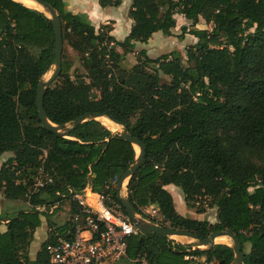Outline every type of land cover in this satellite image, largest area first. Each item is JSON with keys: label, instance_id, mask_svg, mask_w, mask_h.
Instances as JSON below:
<instances>
[{"label": "trees", "instance_id": "1", "mask_svg": "<svg viewBox=\"0 0 264 264\" xmlns=\"http://www.w3.org/2000/svg\"><path fill=\"white\" fill-rule=\"evenodd\" d=\"M43 1L57 12L63 37L61 72L43 97L47 119L70 126L81 114L96 112L125 124L145 146L126 185L134 211L155 205L163 226L198 238L227 231L241 244L242 264H264V0H132V24L122 40L110 34L109 24L96 28L85 13L69 11L65 0ZM122 1L97 3L106 8ZM176 14L191 22L180 26L179 37L197 39L186 48L185 62L177 50L151 58L141 49L136 62L125 66L137 42L147 43L156 32L172 35ZM199 19L211 28H197ZM65 44L81 55L85 72L70 74ZM54 47L48 15L0 0V155L13 153L0 167V190L9 201H28L40 167L52 179L31 196L28 209L7 214L0 208V222H6L0 264H52L46 245L70 222L50 230L29 257L34 232L50 208L67 200L70 214L78 211L69 190L86 185L119 202L113 180L137 155L133 144L94 119L68 137L41 126L36 86L52 70ZM168 184L181 189L187 207L200 200L198 213L209 200L216 222L179 214ZM126 244L118 264H202L196 259L201 256L215 264L235 262L224 243L193 248L139 230Z\"/></svg>", "mask_w": 264, "mask_h": 264}, {"label": "built area", "instance_id": "2", "mask_svg": "<svg viewBox=\"0 0 264 264\" xmlns=\"http://www.w3.org/2000/svg\"><path fill=\"white\" fill-rule=\"evenodd\" d=\"M51 177L40 167L29 186L26 197L51 183ZM114 179L113 183H117ZM70 200L79 209L71 213L70 223L64 234L54 231V241L46 245L52 264H112L127 255L126 238L139 230L133 225L120 202L111 200L103 193L95 192L89 185L79 191L69 190ZM195 204H199V201ZM40 209L41 206H37ZM137 216L162 225L163 216L155 205L141 208ZM187 259L188 257L185 256ZM202 264L213 261L196 258ZM142 264H151L141 260Z\"/></svg>", "mask_w": 264, "mask_h": 264}, {"label": "rangeland", "instance_id": "3", "mask_svg": "<svg viewBox=\"0 0 264 264\" xmlns=\"http://www.w3.org/2000/svg\"><path fill=\"white\" fill-rule=\"evenodd\" d=\"M84 2L86 4L92 5L94 2L97 3V0H84ZM130 2H131V0H124L119 8H115V9L111 8L110 9V10H112L111 12L117 11V13L114 15H115V17H117V23L120 25L122 30L124 27H127V25L125 23V20L127 17L126 10H128V8L130 6ZM41 10L43 11L42 7H41ZM175 18H176V27L174 29H172V35L171 36H166L162 32H156L153 34L152 39L150 40L149 44H147V45L146 44L145 45L140 44L139 45L140 47H145L149 57L154 58L158 55L168 53L172 50H177L180 52L182 59L185 62V59H186L185 50H186V48L189 45L195 43L197 39L193 35H190L188 33H186L182 38H180L179 37V35L181 34L180 26L186 25L189 27L191 22L184 19V17L183 16L181 17V15H179V14H176ZM108 22H111V21L105 20L104 24H107ZM196 27L201 28V29H203V28L210 29L211 24H206L203 19H199L198 23L196 24ZM118 37H122V35H118ZM117 50L121 51V48L118 47ZM137 52H138V47L136 49H134L132 53H129L126 55L125 66L128 67V66H130L136 62ZM63 54H64V59L66 60V62H69V64H71L70 71H69L70 74H74L75 72H78V73L85 72V70L83 69V67L81 65V59H80L81 55L79 53H77L76 51H74L71 48V46L65 44ZM50 73H51V71L46 73L43 76V80L47 79L48 76L50 75ZM101 118H107V117L102 116V117L98 118V121H100L105 127L110 129L113 133H117V132L119 133L122 130L121 125L116 124V123L115 124L117 126L107 125L106 123H104L101 120ZM135 148L137 149L136 146H135ZM3 157L4 156L0 157V159ZM126 185H127V180L124 183L123 187L121 188V191H120L121 196H127ZM172 188H173L172 189L173 197L175 198V206L177 208L176 210L180 214H182L184 216H190V217L196 218V219H207L211 223L216 222L217 209L215 206H212V207L209 206V200H203V202H201V204H203V206L205 208L204 212H202V213L197 212V208H196L198 206L197 204L195 205V207H192V208L188 207V211H185V210L181 209L179 206L181 196L183 194L181 189L175 185H172ZM176 194H179V196ZM199 203H200V200H199ZM68 206H69L68 201L65 200V201L61 202L60 204H58L57 208H54L53 210L48 211L47 216L45 218H43V221L45 222L44 228L46 230L45 236L43 237L44 239L46 238L47 234H49L50 230L51 231L55 230V228L62 226V225L66 224L67 222L70 221V215L71 214H70V211L68 209ZM0 208H2L4 211H6L7 214H11V213H15V212L20 211V210L28 209L29 203L25 199L16 200V201H9V200L4 198V199L0 200ZM41 228H42V225H40L36 229L35 234H38V232L40 231ZM37 236L38 235H36L35 237H37ZM176 236H179V235H173V236H170L169 238L175 242H180L182 244H188L190 242H193V239H191L189 237L183 236V237L178 238ZM220 237H225L228 241L227 242H216V243H224L227 245L232 244V240L230 237H227V236H220ZM36 240L37 239H35V241L33 242L32 246H31V249H30L32 254L34 251L33 248L37 244ZM118 263H119V260L116 261L115 263H112V264H118Z\"/></svg>", "mask_w": 264, "mask_h": 264}, {"label": "water", "instance_id": "4", "mask_svg": "<svg viewBox=\"0 0 264 264\" xmlns=\"http://www.w3.org/2000/svg\"><path fill=\"white\" fill-rule=\"evenodd\" d=\"M17 1V0H15ZM36 3L42 6L44 9L39 10L41 12H44L46 15H48L52 21L53 30H54V41H55V47H54V64L51 70L50 75L47 79L41 80L38 82L36 86V97H35V103L37 108V115L38 119L41 123V126L51 131L59 136L68 137V134L70 131L74 130L78 125H80L82 122L94 119L98 121V118L102 115L100 113L96 112H85L75 118V120L70 124V126H62V125H56L52 123L50 120L47 119L43 107V97L46 89L50 87V85L55 81V79L59 76L61 72V64H62V51H63V37H62V26L60 18L57 14V12L52 8L47 2L43 0H34ZM19 2V1H18ZM108 117L110 120L115 122L116 124H119L122 126V130L119 132V135L123 137L126 141L130 142L134 146L138 148L137 155L135 157L134 163L120 176V178L117 181L116 188H117V198L119 202L122 204L124 210L129 215L133 225L140 231H147L163 236L170 237L172 235H182L187 236L189 238L193 239V242H190L191 246L194 248H208L210 246H213L214 244H217L215 242V239L219 236H227L230 237L232 240V244L229 245L233 252L235 257L234 264H242L243 263V252L241 249V244L238 241V239L232 235L231 233L227 231H215L211 232L207 237L198 238L194 235H192L189 232L173 229L170 227H166L163 225L155 224L151 221L145 220L144 218H141L136 215V212L134 211V208L132 207L129 199L127 196H121V188L124 183V181L128 180L129 178L134 174V172L140 167L144 156H145V146L143 142L138 138L130 134L128 128L125 124L119 123L114 120L111 116H105Z\"/></svg>", "mask_w": 264, "mask_h": 264}, {"label": "crops", "instance_id": "5", "mask_svg": "<svg viewBox=\"0 0 264 264\" xmlns=\"http://www.w3.org/2000/svg\"><path fill=\"white\" fill-rule=\"evenodd\" d=\"M65 2H66V8L69 11H71L73 13H85V14H87V16L90 19L91 23L96 28H98L100 24H104L105 23V20L111 21V22H108L107 24H109V26L111 27L110 34L112 36H114L116 38V40H122V38L124 36H126L128 34V32H129V30H130V26L132 24V20L129 19L128 16H127L126 17V20H125V23H126L127 27H124L123 30H122L121 27H120V25L117 23V17H115V15H114V14L117 13V11L116 12H111L112 10H110L111 8H114V9L115 8H119L120 6H118V7H106V8H102L96 2H94L92 5H90V4H86L84 2V0H76V1L75 0H65ZM131 3H132V0L130 2V5H131ZM126 12H128V10H126ZM118 35H122V37H118ZM151 39H152V37L147 41V43L137 42L135 44V48L134 49H136L137 47H138V51L141 50V49H145V47H140L139 45L140 44H143V45L146 44L147 45V44H149V42H150ZM2 156H4V157L0 159V167H1L2 163L6 159H8V158H10V157L13 156V153L12 152H4V153H2L0 155V157H2ZM172 185L173 184L165 185L164 188L167 189V191H169L170 194L173 197V193H172V189L173 188H172ZM176 195L179 196V194H176ZM2 199H4V196L2 194V191H0V200H2ZM173 201H174V204H175V198L174 197H173ZM179 204H180L179 206H180L181 209H183L185 211H188V207L186 206V204L184 202V196H183V194L181 196V200H180V203ZM55 207H56V205L52 206L50 208V210H53ZM175 208H176V206H175ZM43 209H44V207L41 206V208L39 210H43ZM68 209H69V206H68ZM5 224H6L5 221H1L0 222V232L5 231V229H6V225ZM44 224H45V222L42 219V223H41L42 228L40 229V231L38 232V234H35L36 230L34 232L33 240L31 242V245H30V248H29V257H30V259H33L35 257V254H36L37 250L39 249L40 244L47 238V236H46L45 239L43 238L45 236V231H46L45 228H44ZM36 235H38V236L35 237ZM35 239H37L36 240L37 241V244L34 246V248H33L34 251H33V254H32L31 251H30V249H31V246H32L33 242L35 241ZM200 259L201 260L202 259H205V256H201Z\"/></svg>", "mask_w": 264, "mask_h": 264}, {"label": "bare ground", "instance_id": "6", "mask_svg": "<svg viewBox=\"0 0 264 264\" xmlns=\"http://www.w3.org/2000/svg\"><path fill=\"white\" fill-rule=\"evenodd\" d=\"M17 1H19V2H21L22 4H24V5H26V6H28V7H30V8H34V9H37V10H41V5H39L38 3H36L34 0H17ZM41 6V7H40ZM43 9V8H42ZM44 10V9H43ZM102 117V116H101ZM105 117V116H104ZM108 118V117H107ZM107 118H101V120L104 122V123H106L107 125H110V126H117L116 124H115V122H113L112 120H109V118L107 119ZM137 150H138V148H137ZM126 181H124V183H125ZM124 183H123V185H124ZM123 185H122V187H123ZM173 236V235H172ZM176 237H178V238H180V237H183L182 235H179V236H176ZM187 237V236H186ZM192 239V238H191ZM228 240L225 238V237H217L216 239H215V242H227Z\"/></svg>", "mask_w": 264, "mask_h": 264}]
</instances>
